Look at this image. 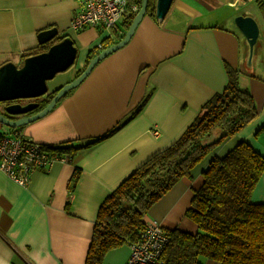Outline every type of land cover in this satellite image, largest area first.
<instances>
[{"label":"crops","instance_id":"crops-1","mask_svg":"<svg viewBox=\"0 0 264 264\" xmlns=\"http://www.w3.org/2000/svg\"><path fill=\"white\" fill-rule=\"evenodd\" d=\"M251 6L254 0H173L161 23L145 14L127 45L99 62L50 113L20 129V135L42 145H83L121 125L94 147L78 150L70 163L54 162L34 172L26 187L0 171V264H84L101 203L181 136L202 105L223 91L229 67L241 72L238 83L254 100L255 119L172 186L143 219L158 222L164 231H195L185 212L210 159L223 157L240 142L264 157V23ZM78 7L77 0H0V66L18 65L21 54L38 46L37 34L55 28L56 39L69 37L79 55L74 73L59 81L74 80L89 50L99 53L105 38L113 42L121 35L124 18L113 35L101 27L77 32L70 22ZM237 16H251L259 27L250 68L244 39L233 29ZM75 168L79 175L70 192ZM251 202L264 203V172ZM128 256V246H122L108 252L103 264H125Z\"/></svg>","mask_w":264,"mask_h":264},{"label":"trees","instance_id":"trees-1","mask_svg":"<svg viewBox=\"0 0 264 264\" xmlns=\"http://www.w3.org/2000/svg\"><path fill=\"white\" fill-rule=\"evenodd\" d=\"M155 1L148 0L146 10V15L152 19ZM141 2L129 0L130 4L141 5ZM254 2L264 23V3L262 0ZM133 17V13L126 11L121 22V35L113 42L109 37L105 38L98 50L101 52L119 42ZM60 40L38 45L21 54L19 64L27 57L45 52ZM246 50L245 45V56ZM97 54V48L89 50L85 66ZM225 70L227 84L223 91L202 105L175 142L150 156L101 203L84 264H103L105 255L111 250L137 242L145 228L143 219L148 210L172 186L189 177L191 170L216 147L255 119L257 109L252 96L238 87L239 70L229 67ZM54 94L51 92L40 107H45ZM144 103L132 116L139 113ZM120 127L86 140L83 145L43 146L70 163L78 150L94 147ZM216 127L221 131L219 137L203 143L202 139L209 137ZM20 129L22 127L8 132L15 135ZM263 172L264 157L245 142L238 143L221 158L212 157L202 172L201 186L194 191L185 212V217L195 225V231L163 230L167 242L161 251L159 264H203L201 259L214 264H264V203L251 202V194ZM78 175L79 169L75 168L68 185L70 192Z\"/></svg>","mask_w":264,"mask_h":264},{"label":"water","instance_id":"water-1","mask_svg":"<svg viewBox=\"0 0 264 264\" xmlns=\"http://www.w3.org/2000/svg\"><path fill=\"white\" fill-rule=\"evenodd\" d=\"M173 0H156L154 6V17L157 23H161L167 15ZM148 0H142L140 8L134 16L124 37L117 43L105 48L94 56L86 65L84 70L71 82L54 90L55 94L48 104L39 112L18 118L8 119L0 114V126L9 129H17L33 123L50 113L61 98L68 92L78 87L91 73L94 67L103 59L123 48L130 41L137 26L146 14ZM234 25L243 36L246 50L245 65H252L254 46L259 37V27L251 16H237ZM58 31L55 28L41 31L37 34L38 45L54 42ZM77 56V49L69 37H64L53 43L42 53L25 58L21 64L11 62L0 66V104L19 100H32L48 93L47 81L52 80L56 74L66 72L73 66ZM50 94V93H49ZM47 94L46 96H48ZM38 107L36 103L20 105L10 104L4 107L5 114L17 117L23 116Z\"/></svg>","mask_w":264,"mask_h":264},{"label":"built area","instance_id":"built-area-1","mask_svg":"<svg viewBox=\"0 0 264 264\" xmlns=\"http://www.w3.org/2000/svg\"><path fill=\"white\" fill-rule=\"evenodd\" d=\"M78 11L70 22L74 31L87 27H101L110 35L117 33L118 23L126 11L136 14L139 5L129 0H77ZM158 135L157 132L153 133ZM54 162L68 163L50 148L34 142L19 133L9 135L0 130V171L19 186L26 187L36 171H46ZM167 242L161 225L152 220L137 242L128 245L129 256L125 264H159V257Z\"/></svg>","mask_w":264,"mask_h":264},{"label":"rangeland","instance_id":"rangeland-1","mask_svg":"<svg viewBox=\"0 0 264 264\" xmlns=\"http://www.w3.org/2000/svg\"><path fill=\"white\" fill-rule=\"evenodd\" d=\"M251 10L253 11V13L254 14H256V15H258V14H261L260 12H259V10L256 8V6L254 7V6H251ZM244 11H241L240 13H243ZM234 30H236L237 32H239L238 30H237V28L235 27V25H234V28H233ZM262 31V30H261ZM241 34H240V32H239V36H240ZM242 36V35H241ZM243 37V36H242ZM77 57H78V59H79V55L77 54ZM76 61H77V58H76V60H75V63H74V65L76 64ZM86 67V66H85ZM74 66H72L70 69H68L66 72H63V73H59V74H56L55 75V77L52 79V80H49V81H47V87H48V93L47 94H49L51 91H52V88H54L55 86H56V88H59V87H61V86H63L64 84H66L65 82H62V83H60V81H59V79H60V77L62 76V75H64V74H70L71 72H72V74L74 73ZM84 70V69H83ZM82 70V71H83ZM81 71V72H82ZM80 72V73H81ZM79 73V74H80ZM240 71H239V75H240ZM78 74V75H79ZM77 75V76H78ZM239 75H238V78H239ZM76 76V77H77ZM69 83V82H68ZM238 87L241 89V90H245V89H243V88H241V86L239 85V83H238ZM46 94V95H47ZM46 95H43V96H41V97H39V98H36V99H40V98H43L44 96L46 97ZM19 101H21V100H19ZM21 102H26V100H22ZM4 104L5 103H1L0 104V108L2 109H4ZM8 128H6V127H0V130H2V132H6L7 134H9V135H14V134H10L9 132H8V130H7ZM218 133H221V131H220V129L218 128V127H216V128H214L212 131H211V135H217ZM210 135V136H211ZM203 141H205V139L203 138L202 139ZM202 162V161H201ZM200 162V163H201ZM200 163H198L195 167H197ZM193 169H195V168H193ZM192 169V170H193ZM191 170V171H192ZM201 262L203 263V264H214V263H212V262H210V261H208V260H206V259H201Z\"/></svg>","mask_w":264,"mask_h":264},{"label":"flooded vegetation","instance_id":"flooded-vegetation-1","mask_svg":"<svg viewBox=\"0 0 264 264\" xmlns=\"http://www.w3.org/2000/svg\"><path fill=\"white\" fill-rule=\"evenodd\" d=\"M47 97H48V96H46V97L44 96L43 98H40V99L26 100V102H21V101H22V100H21V101H14V102H10V103H5V104H4V107H6V106H8V105H10V104H14V103H18V104H20V105H22V106H23V105H26V104H28V103H36V104H38V107H37L35 110H33V111H31L30 113H27V114H25V115H23V116H17V117L9 116V115L5 114L3 108H2V109L0 108V114L3 115L4 117L8 118V119H11V120H15V119H18V118L31 116V115H33V114L39 112L40 110H42V109L44 108V107L41 108V107H40V104H41V102L44 101ZM0 127H2V126H0Z\"/></svg>","mask_w":264,"mask_h":264}]
</instances>
